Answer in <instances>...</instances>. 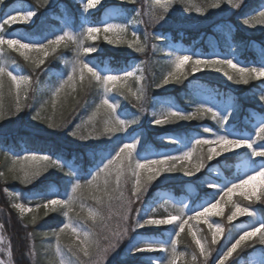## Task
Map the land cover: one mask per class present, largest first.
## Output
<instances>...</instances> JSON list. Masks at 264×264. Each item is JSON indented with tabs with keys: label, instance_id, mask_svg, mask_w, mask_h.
<instances>
[{
	"label": "rangeland",
	"instance_id": "rangeland-1",
	"mask_svg": "<svg viewBox=\"0 0 264 264\" xmlns=\"http://www.w3.org/2000/svg\"><path fill=\"white\" fill-rule=\"evenodd\" d=\"M75 2H78L81 4V8L77 11L79 14V19L81 26L79 28H74L72 24L74 23V17L73 16H67L63 18L61 24L59 27H55L50 25L48 22V15L50 14L52 8L56 5H60L62 8V5L60 0H37V3H46L48 5V9L45 12H42V16H38L37 14L33 17L32 22L28 21H17L13 24H7L5 23V18L8 13H11L13 15H20L23 11H36L37 8L33 6L30 3L25 2L24 0L17 1L13 3V6L11 5L8 7L6 12L1 16V8H0V24H7V25H23L25 27H32L33 33L30 34L25 31L18 32L17 36H8L4 37L7 39H19L22 43H35V44H42L47 43L48 39L55 38V36L63 34L66 31H69L77 36L81 32L84 31L85 28L89 26H97V27H103L106 23H118V24H124L129 25V30L126 35V39L128 41L132 40L131 32L136 31L137 35L140 36V34L143 35V38L141 41H144V37L146 32L152 33L153 38H149L147 40V47L146 51L144 53H137L134 51V49H131L127 46L126 43L120 44V45H113L109 44L105 39V33L101 32L97 34L96 40H89L86 37L84 38L85 46L88 45H94L97 47V51H101L103 47L98 44L100 40H102L108 47L111 48L114 52H119L122 54H127L128 57L131 58L130 62L131 65L127 70H132L136 72V76H140L141 73L137 71L140 67L144 68L143 71V79L139 82L136 81V85H134L132 82L134 80L129 81V86L132 88L133 91H136L140 85L142 84L145 88V97L146 102L144 103L145 111L141 113L140 109L135 106L134 100H126L123 96L119 94L117 90H113L110 93H103L106 95L107 98L114 104L118 105L117 107V115L124 119V120H135L137 118L138 122L131 125L126 132L124 133H117L115 136L109 138L107 136L100 137L98 139H89L87 141H82L76 137H73L70 135V132L74 128V126L78 123H80V117L83 116L87 118L88 115V108H84L79 110V115H77L76 121L74 123H70L68 127L63 129H54L48 127V125L41 121V120H34L32 117L35 115L36 111L39 110L41 102H38L37 100V92L33 94V83L37 76L40 74V68H36V73L30 74L28 70H26L24 67L20 65H14L10 67V71H12L14 74L21 75V76H31L32 78V84L30 86H22V95H21V106L23 108L22 111H20L16 115L6 114L7 118L0 122V131L3 130H10L14 127H22L25 129H28L30 131L36 132V133H42V134H55L57 135L58 140L61 142H65L66 144L72 146L76 150H84L88 153H99L102 151V149L106 148L108 145V148H110L113 144V141L118 140L119 138L123 142H134L139 141L136 151L134 155L137 159L143 160L148 157L157 158L158 156L162 155H180L181 152L187 151L191 146L194 145V141L198 138L200 139H214L213 134L217 135H228L229 137L233 138H241V139H250L255 140L256 139V133L258 132V129L260 126L264 125V103H261L259 97L264 95V85L263 88L256 93L248 92L243 94L241 97L243 100H250L255 102L256 108H246L243 104V102H240L238 99V95L240 94V88L243 86V84L237 85L233 83L232 81H229L226 76H224L223 72H216L214 69L210 68H204L200 72L189 74L188 76V89L192 92H194L195 95V101L190 107L189 110L181 109L180 106H178L174 100H170L167 98L168 94L164 96L162 99H158L157 97L151 100L153 102L148 101L149 98L148 95V88L150 85L155 86L162 77L166 74L167 71L171 70V57L167 55V51H179L181 53L185 54H195L198 57L208 58V57H221V58H234L237 63H239L240 66H259L264 64V58H261V64L253 65V64H247L242 57L244 52H246L249 47L253 48L254 50H263L261 47L264 44V24L257 23L255 27H251L248 25L243 24V19L249 18L250 16H258V13L262 10H264V4L254 8L253 10L246 11L244 8L248 5L249 1L251 0H244L243 4L241 5L240 9L233 8L231 5H228L226 3L222 4L221 8L214 9L209 7L213 0H194V2L197 5L204 6V12L203 14L196 12L193 10L192 12H186L184 10L183 4H174L171 7V11L167 13L166 17L160 21L159 23L153 25L151 23V18L148 15L150 11V6H153V10L160 11L159 9L154 8V2L155 0H131L133 4V13H128L125 9H123L122 3H124L127 0H101V3L97 6L88 9L87 12L84 11V5L87 4L88 0H74ZM163 2H166V0H163ZM51 8V9H50ZM14 9L21 10L20 12L13 11ZM102 12V22L101 25H93L91 24L90 19L92 18L93 14L96 12ZM137 11L142 12V15L140 17H136L135 14ZM49 13V14H48ZM60 18V17H58ZM133 18L143 20V23H139L137 25H131V21ZM234 23H238L240 26L243 27V29L247 32L254 33L255 35H260L261 40L254 41L250 45L237 47L234 46V43L230 40H227L225 37L220 36H214L210 37L214 38V40L211 39V41H208L210 52L206 53L202 51L200 48H197L194 50V45L192 46H186L181 41L174 42L170 40V31L171 30H178L182 31L185 29H192L195 28L198 31H201L203 34V31H207V29L213 28L214 31H222V33L225 34V29L227 28H235ZM237 25V24H236ZM49 27V31L51 28V34H44L42 31L44 28ZM3 27H0V32L3 30ZM42 28V29H41ZM23 30V29H22ZM56 31V33H54ZM45 35V36H44ZM107 35L111 36V33H108ZM159 36L163 39L157 40L154 37ZM141 38V37H140ZM220 39L223 42H227L226 44L220 45ZM162 41V42H161ZM166 41V42H163ZM156 44L157 48L153 49L152 45ZM63 45V44H62ZM5 45H0V55L3 53V48ZM72 46V56L70 58H67L65 61H63V64L61 63L60 71L52 70L50 76H55L56 80H58L57 86H54L51 90L59 87L61 82L63 80L67 79V76L71 74V63H66V61H72L75 58V48L74 45ZM9 48L15 50L16 52L20 53L24 51L23 49L17 50L16 46H8ZM163 49V51L161 50ZM225 50V51H224ZM159 51L164 54L165 60L162 63L165 65V69L162 70V74H160L157 77V74L155 72V54ZM51 52V51H50ZM95 54L92 53L91 55ZM260 54V53H259ZM28 55L32 57V59L37 58V54L34 52L29 51ZM90 55V54H89ZM24 57V56H23ZM85 61L88 62L91 66L96 68L100 74H119L123 75L124 71L117 72L110 67V65L106 62V65L99 66L96 64L95 58H89L87 56L84 57ZM137 60V61H136ZM31 62V60H28ZM33 65V64H32ZM34 67V65L32 66ZM154 69V70H153ZM226 71H229V73H232L231 69H225ZM39 71V72H38ZM186 71H190V66L186 67ZM203 71L208 75L207 78L211 77L208 73H212L210 75H215L217 82L222 85V87H225L227 89H230V91L227 90H214L210 85L207 83L197 80L194 76H199L203 73ZM49 76V77H50ZM187 76V77H188ZM201 77V76H200ZM204 78V77H203ZM262 79V78H261ZM184 80V79H182ZM182 84V81L180 83H170L166 86L157 88L162 93L170 92L174 89V87ZM119 87V85H118ZM35 91V89H34ZM27 96V99L24 98V96ZM6 97H10L9 105L13 106V110H15V100H14V88H13V94L8 95L6 94ZM171 97V96H170ZM101 99V98H100ZM99 102V101H98ZM205 104L207 106L212 107L214 110H216L222 119L226 118V123L224 124V127L220 126V123L217 120H213L211 118L210 114H202L198 115L196 118L192 120L187 121H177L175 123H170L163 126H156L153 123V120L156 118L153 113H162L168 109H174L177 111H182L185 113H191L196 111L197 104ZM127 106V108H126ZM130 107V108H129ZM42 115H48L45 112L41 113ZM205 119H208L207 122H201L193 125L194 120L203 121ZM214 123V125L212 124ZM143 126V128H141ZM146 126V129L144 128ZM97 127H100V124H97ZM186 127V129H184ZM188 127V128H187ZM171 128H182L183 131H181L182 134L185 135V137H181V135L168 132ZM210 129L209 132H205L204 129ZM148 130H155V131H164V133L157 134L158 141L161 144L159 148L156 146H151L147 151H141L144 146L147 144L145 143V137L144 136ZM188 131V132H187ZM121 142V143H123ZM146 145H145V144ZM204 146H201V150ZM256 147L258 150H264V140H257ZM115 147H111L112 151L105 152V156L100 158V163L96 168H92L91 173L89 175L88 180L91 179V176L95 174V172L103 167L104 163H107V159L110 157V155L113 153ZM205 152H207V146L205 149ZM30 154V153H29ZM199 154V153H198ZM27 154H17L14 156H23ZM193 157V160L191 161L192 164L197 163V160ZM231 156H237L239 160L236 161V164L234 166V171L232 173V176H227L225 174L224 168H225V162L223 159L231 157ZM54 160H57L61 164L63 163L62 159L60 158H52ZM13 163L8 162L4 163V173L8 174L9 169L12 167ZM19 167V165H17ZM68 170V171H67ZM67 170L65 173L68 177V192L65 193L64 197L59 195V192L57 189H54L55 195L51 198H58V199H67L69 195H71V187L75 182H80V176H79V170L80 168L73 164V162L69 163L67 165ZM256 170H264V158L255 157L251 154V150L247 148H241V149H234L230 152L223 153L219 157L214 158L211 161H207L204 168L201 169L199 173H197L194 176H187L182 171H177L175 173H164L166 176L169 177H175V179H183L185 181L184 187L186 188V196L185 195H175L172 192L170 193L167 190H157V198L155 200H152L151 203H147V198L149 194L152 192L154 186L157 184H160L161 182H154L150 183L147 187V190L143 192L141 198L139 200H136L134 197H132L131 189L133 187V184L131 179H128V183L126 186H124L121 190L124 192V195L126 198L133 199L132 203V212L129 217V220L127 223L123 222L120 219V216L117 215L118 212V203L114 199L112 201L113 207L111 209H108L105 207L104 209V215L107 218L108 216H111V219H106V222L109 224V226L112 228L113 231L122 229L123 227H127L129 229L128 236L120 241L119 246L114 252H111L107 258L103 261V264H116L118 262L126 261V260H133L136 256H139V261L141 263L145 264H167V261L169 258H171V248L169 247V250L167 252H143V251H135V249L140 248L143 245L151 244L154 245L156 243H164V244H171V242H176V264H203L204 262V255L200 254L199 247H197V252L190 250V244L185 239V233H187L192 239V241L195 243L191 232H196V238L201 239V242L204 244L206 251L210 252V256L208 257L207 264H216L217 259L220 257L223 251H226L228 247H230L231 243L235 242V239L238 238L240 234H243L244 231L251 230L252 227H255L257 225L264 224V219L262 218V215L258 211L259 209L264 210V196H261V188L259 187V183L257 181H254L250 183L249 185H246L243 190H237V192L232 194L231 202H229L227 205H223V213L219 216H209L206 219L208 220V223L212 224H220L223 228V232H221L216 237V242L213 243V234L214 229H209L208 223H205L204 220L196 221V220H190L189 225L185 227V231L183 233H180L179 238H176L173 236V234L178 231L176 229L175 224L173 225H159V226H147L145 228H139L133 231V226L135 223V219L137 218L136 210H140V217L139 219L142 221L145 218H151V219H167L171 215H177L178 209L181 207H184L185 211L182 216V218L187 219L189 216H194L196 211H202L203 207L209 206L210 202H216V200L219 199V197L216 195V193L221 189L224 188V186H231V182L239 183V178H247V174H254V171ZM63 172L60 169L57 168H48L45 172L42 173V175L33 180L30 183H23L21 180H13L14 182H18L21 184H25L27 186L34 185L35 183L41 181L47 176L53 175L56 176L59 173ZM69 172H72L74 175L70 176ZM64 173V172H63ZM164 174L161 175L164 176ZM131 178V177H130ZM3 179V178H2ZM10 179V178H9ZM4 180V179H3ZM81 183V182H80ZM82 184V183H81ZM253 188H255V195H253L251 198H246L242 195H240V191H251ZM155 190V191H156ZM8 192V189H6ZM87 191H85V194ZM223 193L220 192V195ZM89 202H82L83 204V214H87V209L90 207H96L95 201L92 199H89ZM44 201V203H46ZM93 202V203H92ZM22 204V203H21ZM43 204V203H42ZM238 204L242 208H248L250 212L253 214L249 216L248 214H241L234 219H229L232 212L235 210L232 205ZM26 206V205H25ZM41 205L36 206H26V208H31L32 211H25L22 215H26L28 213H33L34 216H36L40 210ZM57 208H60L61 206L57 205L55 206ZM50 210V209H48ZM66 211V209H65ZM81 211V207L74 209L72 213H69V216H75V212ZM161 212H165L164 216H160ZM68 220V217H67ZM67 222V221H66ZM85 231H92L95 236L98 238V242L101 245V247H107L109 244V240L104 239L106 235H110L105 229L103 228V225L99 222L93 223L89 221L88 224H83L82 221L79 222ZM0 224L1 221H0ZM152 230H158V233H155ZM159 234H162L163 236L160 237ZM0 237H3V243H0V249H3V251H0V260H4L6 264H8L9 259L11 264H13L12 259L8 257L7 255V246L10 245V240L7 238L5 233H3V229L0 230ZM74 238L71 236L70 233L65 232L61 236V243H60V252L57 253L56 251V238H53V253L54 257L56 259L55 264H61L63 261V264H77V258L74 257L71 252H69V248L72 246V240ZM256 239H259V233H257L256 237L250 238L248 241H245L241 244V246L236 250V252L233 253V256L228 259V261L225 262V264H264V242L261 246H257V248L247 254L246 256L242 255V257L239 255L240 250L242 246H244L247 242H254ZM196 256V259L193 260V256ZM138 258V257H137ZM90 264L89 258L81 256L79 258V264Z\"/></svg>",
	"mask_w": 264,
	"mask_h": 264
},
{
	"label": "snow or ice",
	"instance_id": "snow-or-ice-1",
	"mask_svg": "<svg viewBox=\"0 0 264 264\" xmlns=\"http://www.w3.org/2000/svg\"><path fill=\"white\" fill-rule=\"evenodd\" d=\"M244 0H213V3L209 6L214 9L221 8L222 4L226 3L233 8L240 9ZM4 0H0V4H3ZM101 3V0H88L84 5V11L93 8ZM183 4L186 12H192L195 10L198 13L203 14L204 6L197 5L194 0H155L154 8L160 11L153 10V6H150L148 15L151 18L153 25L162 21L168 12L171 11V7L174 4ZM13 11L20 12L19 9ZM36 15V11H23L20 15H13L8 13L5 18V23L13 24L17 21L32 22L33 17ZM142 12L137 11L135 16L140 17ZM143 20L133 18L131 25H137L143 23ZM264 24V10L258 13V16H250L243 19V24L255 27V25ZM3 27V24H0ZM129 25L118 23H106L103 27L89 26L84 29L79 36L66 31L63 34L55 36L47 40V43L35 44V43H22L19 39H5L0 35V45L7 44L8 46H16L17 50L23 49L21 55L25 60H31L34 65V70L40 68L45 63V58L50 55L51 52H55L62 44L64 47L74 45L75 58L72 61H66L71 63V74L67 76L66 80H63L59 87L51 90L49 99L44 101L39 110L36 111L32 117L34 120H41L45 122L48 127L54 129H63L68 127L72 120L79 115V110L84 109L88 105L87 92L89 86L95 82L102 90L103 93H110L113 90H117L121 96L126 100H134L135 106L138 107L143 113L145 111L144 103L146 102L145 88L141 84L140 87L133 91L129 86L130 80L137 82L143 79L144 68L137 69L141 73L140 76H136V72L132 70L124 71L123 75L119 74H100V72L85 61L84 57L97 51V47L94 45L85 46L84 38L89 40H96L97 34L105 33L104 39L113 45H120L126 43L131 49H134L137 53H144L147 47V40L153 38L152 33L145 34L144 41H141L136 31L131 32L132 40L128 41L125 37L128 33ZM111 33L112 35H107ZM157 40L163 39L162 37L155 36ZM153 49L157 48L156 44L152 45ZM163 51V49H161ZM34 52L37 54L36 59H32L28 55V52ZM167 55L171 57V70L167 71L162 77L160 82L156 84L157 88L166 86L170 83H180L182 79H186L189 74L200 72L204 68L214 69L216 72H223L224 76L229 81L240 85H247L253 79L264 78V64L259 66H240L234 58H221L217 57H198L195 54H185L177 51H167ZM190 66V71H186V67ZM225 69H231L232 73ZM32 84L31 76H21L14 74L7 67L0 66V122L7 118L6 114L16 115L23 110L21 106L22 86H30ZM119 85V87H118ZM14 88V100L15 110L12 105H6L4 103L5 92L8 95L13 94ZM25 99L27 96L25 94ZM261 103H264V95L259 97ZM118 105L112 103L106 95H102L99 102L94 103L88 107L87 118L81 116L80 123L76 124L70 135L76 137L82 141L89 139H98L100 137H113L117 133H124L127 129L138 122L135 120H124L117 115ZM43 112H49L48 115H42ZM210 114L213 120H217L221 127H224L226 118L222 119L220 114L212 107L205 104H197L196 111L191 113H185L174 109H168L162 113H153L156 117L153 123L156 126H163L177 121H187L196 118L198 115ZM100 124V127H97ZM205 132H209L210 129L205 128ZM214 139H196L194 141V147L191 146L187 151L181 152L180 155H162L157 158L148 157L143 160H139L134 155L139 141L123 142L117 144L113 153L107 159V163L103 164L102 168H99L90 180L85 181V184L75 182L71 187V195L67 199L48 198L46 203L42 206L51 211H57V205L61 206L64 211V216L68 217L67 222L63 223L62 227H59L58 231L52 233L44 232L42 235H52L56 238V251L60 252L61 236L65 234L66 230L74 238L72 240V246L68 249L71 254L77 258V264H79V258L81 256L89 258L90 264H103V261L107 256L114 252L119 246L120 241L124 240L129 233L127 227L113 231L106 219H111V216L107 218L104 215V209L107 207L111 209L113 207L112 201L115 199L118 203L117 215L120 219L127 223L132 212L133 199L126 198L124 192L121 190L127 185L128 179L131 177L134 179V184L131 189L132 197L139 200L144 191L147 190L148 185L156 180L164 173H175L182 171L185 175L191 177L196 175L205 167L207 161H211L216 157H219L223 153L230 152L234 149L247 148L251 150V154L255 157L264 158V150H258L256 147L257 140H264V125L260 126L256 133V139H241L233 138L228 135L213 134ZM201 146H207V152L201 150ZM196 155L197 163L192 164L194 154ZM8 159L7 155L5 156ZM13 165L9 169V173L5 174L0 172V178L7 181L9 178L13 180H21L23 183H30L33 180L39 178L43 172L48 168H57L61 171L63 167L60 162L52 159L48 155H36L27 154L23 156L12 157ZM19 165V167H17ZM69 175H74L69 172ZM240 182H231V186H224L216 195L219 197L216 202H210L209 206L203 207L202 211H196L194 216H189L187 219L182 218L184 214V207L178 209L177 215H171L167 219H151L145 218L142 221L139 219L141 213L137 209V218L133 226V231L139 228H145L147 226H159V225H173L175 224L176 231L173 236L179 238L180 233L185 231V227L189 225L190 220H204L208 223L207 217L219 216L223 213V205H227L231 202L232 194L237 190H243L246 185L257 181L261 188V196H264V170H256L254 174H247V178H239ZM255 189V188H254ZM85 191H87V198L95 201L96 207H90L87 209V214H83V204H80L81 211L75 212V216H69L77 206L78 202H81L85 198ZM220 192L223 194L220 195ZM240 195L251 198L255 195V191H240ZM14 208L19 209L23 214L25 211H32L31 208H26L25 204L14 203ZM235 209L229 219H234L241 214H248L251 216L253 213L248 208H242L238 204H233ZM88 224L89 221L96 223L99 222L103 225L105 231L110 233L106 235L104 239L109 240L107 247H101L98 242V238L92 231H85L83 226L79 223ZM36 222L34 216L31 223ZM209 229H214L213 240L216 242V237L223 232V228L220 224L208 223ZM4 228L3 224H0V230ZM259 233V241L264 242V224L252 227L251 230L244 231L234 243H231L230 247L226 251H223L220 257L217 259L216 264H225L233 253L241 246L242 243L248 241L250 238L256 237ZM31 235V233H29ZM191 235L195 241V244L199 247L200 254L204 255L203 264H207L210 252L206 251L201 239L196 238V232L192 231ZM0 243H3V237H0ZM171 248V258L168 259L167 264H176V242L171 244L156 243L154 245L146 244L135 251L143 252H167ZM3 251V249H0ZM7 255L9 258L12 256L11 245L7 246ZM196 256H193V260ZM0 264H6L4 260H0ZM8 264H11L10 259ZM63 264V261L61 262ZM87 264V262H86Z\"/></svg>",
	"mask_w": 264,
	"mask_h": 264
},
{
	"label": "trees",
	"instance_id": "trees-1",
	"mask_svg": "<svg viewBox=\"0 0 264 264\" xmlns=\"http://www.w3.org/2000/svg\"><path fill=\"white\" fill-rule=\"evenodd\" d=\"M17 1L20 0H4V3L0 4L1 16H3L8 7H10L11 5L13 6V3ZM24 1L35 6L38 10L36 14L40 17L42 16V12L47 11V9L49 8L46 3L39 4L37 3V0ZM60 2L61 4H63L62 8L60 7V5H56L52 8L50 14L48 13L49 15L47 19L49 22V26L52 25L55 27H59L63 18L67 16H73L74 23L72 24V26L74 28H79L81 26V23L77 11L81 8V4L75 2L74 0H60ZM263 4L264 0H251L244 9L246 11L253 10L254 8H257ZM122 6L123 9L128 11V13H133V4L131 0L125 1L124 3H122ZM101 17L102 12H96L93 14L89 22H91V24L93 25H101ZM232 25H234L235 28L225 29V34L222 33V31L220 30L214 31V29L210 27L207 29V31H203V34L201 31H198L195 28H188L182 31L171 30L170 40L174 42L181 41L186 46H192L193 44H196L193 47L194 50L200 48L206 53L210 52V43H208V41H211V39L214 40V36H217L219 38L220 36H222L225 37L227 40L231 39V41L234 43V46L237 47L246 46L247 44L249 45L250 41L252 40H261L260 35H255L254 33L245 31L243 27L240 26L238 23H234ZM3 26L4 28L0 32V35H2L3 37H8L12 35L17 36V33L20 31H25L30 34H34V26L25 27L23 25L7 24ZM42 32L44 34H46L45 32H47V34L52 33L51 28L49 31V27L44 28ZM54 33H56V31H54ZM211 36L214 38L210 39ZM140 37L142 39L143 35L140 34ZM222 40L224 39H220V45L227 43L223 42ZM98 44H100L103 49H101L99 53L98 51H96L93 55H87V57L89 58H95L97 62L96 64L101 67L106 65L107 62L110 67H112V69L117 72H122L123 70H127V68H129V66L131 65V58L128 57L127 54L112 51L111 48L108 47L102 40H100ZM262 48V51L257 49L254 50L253 48L248 49L240 57H242L247 64H260V57H264V44ZM71 56L72 46L69 45L68 47H64L63 45H61L55 52H50V55L45 58V63L40 66V72L38 71L40 74L35 79L32 87L33 94L37 92L38 102H41L42 104L44 101L48 100L51 94V89L54 86H57L58 84V80H56V77L50 76L52 70L60 71L59 65H61V63L63 64V61H65L67 58H70ZM155 57L156 58L154 60V69L158 77L160 74H162V70L165 69V65H163L164 63H162L163 61H161L165 60V58H163L164 54H162L161 51L156 53ZM14 65H20L24 67L26 70H28L30 74L33 75H35L34 73L37 72L36 70H34V67H32L33 65L31 64V62L25 60L23 55L9 48L8 46H4L3 53L0 55V66L7 67L8 69H10V67ZM204 74H207L206 71H203L202 74L194 77L198 78V80H202L203 82L207 83L212 88H214V90H229L225 87H222V85L217 82L216 77H214L215 75H210L212 73H208L211 79L207 78L208 75ZM189 77L190 76L182 80V84L174 87V89L171 90L169 93H162L155 86L150 85L148 88L149 98L147 100L153 102V100H151L153 99V97L168 94L171 95V97L168 98L170 100H174L173 102L180 106L181 109L189 110L191 108L190 106L195 102L193 101L195 100L194 92L188 89ZM132 83L136 85L135 80ZM263 85L264 78L253 79L249 82V84L243 85L240 88L239 96L243 94L245 95V93L248 92L256 93L257 91L263 88ZM6 94H8L7 91L5 92L4 103L6 105H9L8 99L10 97H6ZM102 95V89L95 82H93L92 85L89 86L87 92L88 105H86L85 108H88L94 103L98 102ZM239 101L241 102L242 99H239ZM244 106L248 108H253L256 107V104L253 101L244 100ZM45 113L49 114V112ZM75 121L76 118L72 120V123H74ZM207 121L209 120H194L192 123L193 125H195L197 123ZM212 124L214 125V123ZM141 128H143V126ZM144 128L146 129V126H144ZM184 129H186V127H184ZM181 131H183L182 128H171L168 130V132L181 135V137L184 138L185 135L182 134ZM146 132L147 133L144 136H146L145 143L147 145L144 143L146 146H144L141 151L145 152L151 146H156L157 148H159L161 144L158 141L157 134L162 135L164 131L158 132L153 129H147ZM121 142L123 141H121V139L119 138L118 140L113 141L111 147L113 148ZM108 146L102 149V151H100L99 153H88L84 150H76L65 142H61L60 140H58L57 135L55 136V134L36 133L22 127H14L13 130L10 129L0 131V172H5L4 163H13L12 157H15L14 155L22 153L48 155L51 158H60L63 161L61 165L63 167L64 173L61 172L56 176H47L41 181L31 186L14 182L11 179L5 181L0 178V221L4 225L3 233H5L7 238H9L10 240L12 251L11 259L13 264H55L56 259L54 257L55 255L51 246L53 245L54 236H44L42 235V233H52L54 231H58L59 227H62L63 223L67 221V217L64 216L65 209H63L62 207L57 208L58 210L53 212L44 208L42 206V203H44V201H46L48 198H51L55 195L54 189H57L59 195L63 197L65 196L64 194L68 192L67 190L69 182L65 171L67 170V165L71 162H73L74 165L80 168L79 181L82 183V185L85 184V181L88 180L89 175L91 173L90 169L96 168L98 166V164L100 163V158L105 156V152L112 151L111 147L108 148ZM205 149L206 146L203 147L202 151L205 152ZM6 155L8 159L5 158ZM196 155H198V153H196ZM223 160L225 162V174L231 177L234 171L236 161L239 159L238 157H228ZM129 179H131L132 183H134L133 178ZM156 181L161 183L154 186L152 192L147 198V203H151L152 200H155V198H157V193L155 191L156 189L165 188V190L175 193L176 195H180L182 193L186 195L187 193L186 188L184 187L185 181H183V179H175V177H169L164 174V176H159L156 180L152 181L151 183H154ZM6 189H8V192L6 191ZM85 201H90L87 198V193L85 194V198L82 202L86 203ZM14 203H22L26 206L41 205L38 214L35 216L36 222L34 224L31 223L34 217L33 213L22 215L19 209H16L12 206ZM80 204L81 202H78L76 208H79ZM258 211L264 219V210L259 209ZM158 215L164 216L165 212H161ZM152 231L156 233L159 232L158 230ZM29 233H31V235H29ZM185 238V240L188 241V243L190 244V250L197 252V247L195 243L192 241V239H190L191 237L187 233H185ZM262 243L263 242H260L259 239H256L254 242H247L244 246H242L239 255L241 257L242 255L246 256L247 254L253 252L257 248V246H261ZM133 258L135 259L118 262L116 264H145L139 261V256Z\"/></svg>",
	"mask_w": 264,
	"mask_h": 264
},
{
	"label": "clouds",
	"instance_id": "clouds-1",
	"mask_svg": "<svg viewBox=\"0 0 264 264\" xmlns=\"http://www.w3.org/2000/svg\"><path fill=\"white\" fill-rule=\"evenodd\" d=\"M252 191L254 192V191H255V189L253 188V189H252Z\"/></svg>",
	"mask_w": 264,
	"mask_h": 264
}]
</instances>
